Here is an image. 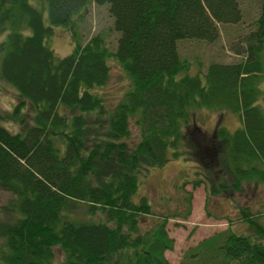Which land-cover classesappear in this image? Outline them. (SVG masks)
Listing matches in <instances>:
<instances>
[{"label":"trees","instance_id":"1","mask_svg":"<svg viewBox=\"0 0 264 264\" xmlns=\"http://www.w3.org/2000/svg\"><path fill=\"white\" fill-rule=\"evenodd\" d=\"M41 1L48 25L30 0H0V78L18 94L10 117L21 125L11 132L0 124V188L10 195L0 262L52 264L59 247L60 264H172L164 256L174 242L167 218L154 215L145 196L134 199L139 173L181 158L198 169L191 187L203 183L209 194L242 192L249 180L264 186V113L256 102L264 0L244 60L211 62L195 74L184 73L177 41L215 40L218 23L241 20L238 0ZM90 1L108 6L119 33L115 51L97 33L56 56L46 44L53 26L72 29ZM110 55L130 85L107 108L92 90L108 81ZM26 106L34 124L22 113ZM200 107L237 112L240 126L205 134L195 116ZM238 212L249 233L228 227L198 245L216 241L224 261L264 264V224L245 207Z\"/></svg>","mask_w":264,"mask_h":264},{"label":"rangeland","instance_id":"2","mask_svg":"<svg viewBox=\"0 0 264 264\" xmlns=\"http://www.w3.org/2000/svg\"><path fill=\"white\" fill-rule=\"evenodd\" d=\"M238 1L242 13L241 20L237 23H218L219 32L215 40L177 41L179 58L187 62V70L184 73H202L211 62L232 63L244 60L246 36L256 28L255 20L260 15L262 0ZM30 3L40 9L43 21L48 25L47 3L41 0H30ZM72 27L69 29L54 25L51 35L46 38V44L53 49L56 56L69 54L75 42L83 45L97 33L103 38L108 52L115 51L119 33L114 28V20L107 4L88 2L85 8L74 15ZM4 35L5 33L0 35V41ZM107 63L108 81L92 91L103 98L105 107L112 108L129 88L130 80L113 55L108 57ZM256 85L259 90L256 102L264 113V72L256 80ZM18 99L15 89L0 78V124L11 132L21 129L19 122L10 117ZM22 113L29 124H34V114L28 110V106ZM64 113L69 112L66 109ZM195 116L205 134L213 133L218 127L233 132L240 126L239 115L232 110L200 107L197 108ZM130 134L132 141L138 140L139 132L132 121ZM195 166L192 160L171 158L163 165L143 170L139 173L140 184L134 199L145 196L151 204L152 213L167 218L166 230L174 240L172 248L164 252L170 263L238 264L232 259L224 261L216 241L211 246L198 244L228 227L235 233H249L247 223L241 220L238 212L241 207L250 210L257 220L264 224V186L257 180H249L242 182V192H233L230 195L209 194L207 186L203 183L191 187V181L198 177L195 171L198 169ZM187 179L189 181L183 184ZM190 193L191 199L188 202L186 200ZM9 196L7 191L0 188V219L3 218L2 208ZM63 258L59 247H54L52 264H60Z\"/></svg>","mask_w":264,"mask_h":264}]
</instances>
